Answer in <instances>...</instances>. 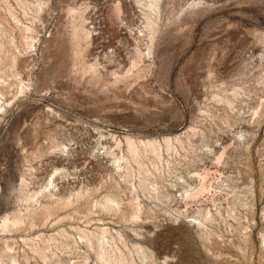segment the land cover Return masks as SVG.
<instances>
[{
	"label": "rangeland",
	"instance_id": "1",
	"mask_svg": "<svg viewBox=\"0 0 264 264\" xmlns=\"http://www.w3.org/2000/svg\"><path fill=\"white\" fill-rule=\"evenodd\" d=\"M0 264H264V0H0Z\"/></svg>",
	"mask_w": 264,
	"mask_h": 264
},
{
	"label": "bare ground",
	"instance_id": "2",
	"mask_svg": "<svg viewBox=\"0 0 264 264\" xmlns=\"http://www.w3.org/2000/svg\"><path fill=\"white\" fill-rule=\"evenodd\" d=\"M203 180H204V178H203ZM202 189H203V186H202L200 189H198V190H197V192H195V193H199V192H201V191H202ZM189 196H191V194H190V195H188V197H189ZM193 196H194V194H193Z\"/></svg>",
	"mask_w": 264,
	"mask_h": 264
}]
</instances>
